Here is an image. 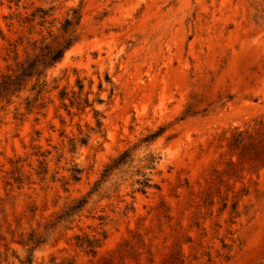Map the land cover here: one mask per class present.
I'll return each instance as SVG.
<instances>
[{"label": "rangeland", "instance_id": "rangeland-1", "mask_svg": "<svg viewBox=\"0 0 264 264\" xmlns=\"http://www.w3.org/2000/svg\"><path fill=\"white\" fill-rule=\"evenodd\" d=\"M67 19L45 106L27 111L30 85L0 102V264H264V0H0V76ZM135 145L127 174L51 226Z\"/></svg>", "mask_w": 264, "mask_h": 264}, {"label": "trees", "instance_id": "trees-1", "mask_svg": "<svg viewBox=\"0 0 264 264\" xmlns=\"http://www.w3.org/2000/svg\"><path fill=\"white\" fill-rule=\"evenodd\" d=\"M43 14L41 18H43L41 25L46 22V17L48 15V11L41 9ZM74 24H78V22L74 23L71 19H67L65 25L63 26V35L61 39H54L52 42H46L45 39H42L40 42L36 41L33 46V52L26 56L23 60L17 62L14 68L9 69V71L0 76V102L5 101L7 104L12 103L13 97H19L20 94L27 90L30 85V92L35 93L34 97L27 96L25 98L26 109L28 112L34 109L43 108L45 105L43 103H39V100L42 99V95L48 87V69L54 67L57 63L62 61L66 51L77 41V35L74 29H72ZM78 85L80 92L83 90L84 85L81 80H78ZM75 94V93H74ZM68 96L66 90H63L60 94V98L65 100ZM74 98V97H73ZM78 100V101H77ZM98 101L101 102L99 98ZM77 104L78 109L82 106V110L84 107L90 106L89 96H87L84 100H80L79 97L70 100V106ZM64 106L67 108L69 105L64 103ZM191 110V106H189L186 110L189 113ZM100 113L95 110V117L97 122V127L101 128L103 126V122L99 119ZM189 115V114H188ZM164 131L161 128L156 133H151L145 136L141 142L142 143H151L154 141L160 134ZM138 145H135L133 148L126 149L117 157L113 158L109 164L105 167L102 172L101 178L95 182L90 191L81 199L74 200L61 214L56 217V220L51 224V226H55L63 221L69 220L71 217L81 212L85 206L88 204L89 199L94 194H99L103 185L115 174L124 173L127 174L129 172L128 168L132 166L134 159L132 158V151L137 148ZM155 157L149 156L146 158L147 163L144 165L145 168H154ZM44 167H46V164ZM42 172L47 173V168H44ZM81 170L79 168H75L73 170V178L75 180H79ZM136 174L142 175L141 178H138L133 181L132 185L138 184L139 186L133 190V192L139 191L142 193L146 192L147 188L154 186L152 183V179L148 176V173L142 171V169H137ZM77 239H80L77 237ZM28 242L35 244V246L40 245L43 241L42 236L35 237L34 234H31ZM80 247L87 248L88 252L95 255L97 253V248L101 246L99 239H83L79 244ZM29 263L32 262L30 258L28 260Z\"/></svg>", "mask_w": 264, "mask_h": 264}]
</instances>
